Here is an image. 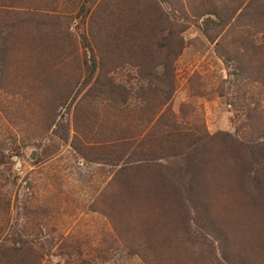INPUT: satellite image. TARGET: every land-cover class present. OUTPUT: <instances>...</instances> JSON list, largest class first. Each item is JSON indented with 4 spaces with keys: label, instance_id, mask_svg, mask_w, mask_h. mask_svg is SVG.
<instances>
[{
    "label": "rangeland",
    "instance_id": "374dc122",
    "mask_svg": "<svg viewBox=\"0 0 264 264\" xmlns=\"http://www.w3.org/2000/svg\"><path fill=\"white\" fill-rule=\"evenodd\" d=\"M0 264H264V0H0Z\"/></svg>",
    "mask_w": 264,
    "mask_h": 264
},
{
    "label": "trees",
    "instance_id": "16d2710c",
    "mask_svg": "<svg viewBox=\"0 0 264 264\" xmlns=\"http://www.w3.org/2000/svg\"><path fill=\"white\" fill-rule=\"evenodd\" d=\"M121 27H120V25L118 26L117 25V28L116 29H120ZM111 31H112V34H110V35H108V36H110V37H112L113 39V41L115 42V43H118L119 42V44H118V46L120 47H125L126 46V40H125V38L124 37H121V35H119V34H116L115 35V33L113 32V30L111 29ZM120 34H122V33H120ZM141 39H143V40H147L148 38H144L143 36L139 39V38H136L135 39V41H139V40H141ZM149 45H150V48L148 49V50H146L147 51V56H148V60H150V61H152V59L150 58V56L152 55V53L153 52H161L160 50H158V48H157V44H156V40L155 39H149ZM128 49H132V48H128ZM139 52H140V50H139ZM144 52H145V50H144ZM141 53V52H140ZM147 57L146 56H144V58H143V56H142V58L141 59H144V61H145V59H146ZM130 61H133V60H131L130 59ZM134 65V64H133ZM138 67H140L139 68V72H138V74L140 75V76H142V77H144L143 76V74L147 77L148 75H146L145 74V72H144V69L141 67V65H138ZM149 77V76H148Z\"/></svg>",
    "mask_w": 264,
    "mask_h": 264
}]
</instances>
